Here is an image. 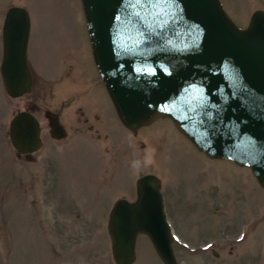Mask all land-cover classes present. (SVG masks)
Listing matches in <instances>:
<instances>
[{
  "label": "rangeland",
  "instance_id": "1",
  "mask_svg": "<svg viewBox=\"0 0 264 264\" xmlns=\"http://www.w3.org/2000/svg\"><path fill=\"white\" fill-rule=\"evenodd\" d=\"M238 27L264 0H218ZM29 17L32 86L18 98L0 80V264H114L105 224L142 174L160 180L178 264H264V190L246 166L209 159L168 118L131 133L119 122L94 65L80 0H0ZM1 56V39H0ZM28 110L41 148L16 157L12 114ZM58 114L61 139L46 113ZM132 264H161L143 235Z\"/></svg>",
  "mask_w": 264,
  "mask_h": 264
},
{
  "label": "water",
  "instance_id": "2",
  "mask_svg": "<svg viewBox=\"0 0 264 264\" xmlns=\"http://www.w3.org/2000/svg\"><path fill=\"white\" fill-rule=\"evenodd\" d=\"M94 65L115 114L131 133L157 118L209 159L246 166L264 190V10L238 27L218 0H80ZM29 17L8 6L0 27V80L5 95L30 92L26 59ZM49 136L61 139L57 115L46 113ZM28 110L12 114L7 137L16 157L42 146ZM160 180H135V197L117 198L105 224L114 264H132L145 236L161 264H178Z\"/></svg>",
  "mask_w": 264,
  "mask_h": 264
},
{
  "label": "flooded vegetation",
  "instance_id": "3",
  "mask_svg": "<svg viewBox=\"0 0 264 264\" xmlns=\"http://www.w3.org/2000/svg\"><path fill=\"white\" fill-rule=\"evenodd\" d=\"M51 114H56L57 115V121H58V114H57V112H54V113H51ZM159 190L161 192L160 184H159ZM161 195H162V192H161ZM162 200H163V195H162ZM163 205H164V200H163ZM164 211H165V205H164Z\"/></svg>",
  "mask_w": 264,
  "mask_h": 264
}]
</instances>
